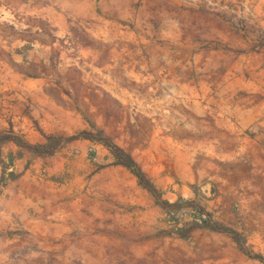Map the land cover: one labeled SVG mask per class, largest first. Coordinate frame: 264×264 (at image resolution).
<instances>
[{"label": "rangeland", "instance_id": "rangeland-1", "mask_svg": "<svg viewBox=\"0 0 264 264\" xmlns=\"http://www.w3.org/2000/svg\"><path fill=\"white\" fill-rule=\"evenodd\" d=\"M120 2L0 0V134L91 136L0 145V264H264L263 146L215 117L252 93L223 73L264 53V0Z\"/></svg>", "mask_w": 264, "mask_h": 264}, {"label": "crops", "instance_id": "crops-1", "mask_svg": "<svg viewBox=\"0 0 264 264\" xmlns=\"http://www.w3.org/2000/svg\"><path fill=\"white\" fill-rule=\"evenodd\" d=\"M84 1L87 3L90 0ZM102 1L103 7L106 5V3L111 2L112 4L114 3L113 7H115V9L119 10L120 12H128L129 10L127 7L125 8L120 4V0ZM176 1L180 6L183 4L182 2H184V0ZM197 1L201 3L203 0ZM239 60L240 62L235 72H232L231 67L226 65L224 66L225 71L223 73V79L226 83L225 88L228 87L229 82L235 83L239 81V88H243L245 91L252 93L244 96L246 97V104L244 105L229 104L219 110L217 109L218 112L215 116L216 121L222 122L224 127L228 130L231 129L235 131L237 129L239 131L240 140L245 141L247 144L263 146L262 150L264 152V53L261 52L259 54H253L249 57L242 55ZM231 79H235L236 81L232 82ZM259 94H261V98L259 97ZM229 98L230 95H227L228 100ZM233 118L236 119L239 125H236L233 122ZM5 143H7V141L1 143L0 145ZM14 164L15 163L13 160H11L8 164L2 163V161H0V203L3 200H6L7 195L10 194L12 190H15L14 187L16 185V181H14L12 178L9 179V181H7L8 183L5 184H3L1 181L3 177H5L6 171L17 169L18 165Z\"/></svg>", "mask_w": 264, "mask_h": 264}, {"label": "trees", "instance_id": "trees-1", "mask_svg": "<svg viewBox=\"0 0 264 264\" xmlns=\"http://www.w3.org/2000/svg\"><path fill=\"white\" fill-rule=\"evenodd\" d=\"M47 140L43 143H35L31 144L26 141L21 140L20 137L13 134H0V143H3L5 141H13L16 144L25 147L39 155H50L56 152L62 144H64L66 141L73 140V139H79V138H91L89 133H80L74 136L69 137L68 139L64 140L61 136H55V135H47ZM110 146V145H108ZM112 151L116 157V162L118 164H122L129 168L138 178L139 183L150 190L152 193H154L157 198L159 199V195L157 194V191L154 187V185L149 181L147 178L145 172L141 169V167L135 162V160L132 158L130 154L125 152L122 148L119 147H111ZM165 207H169V203L162 202ZM206 222V221H205ZM184 236V235H183ZM256 258L260 259L264 262V258L261 255H256Z\"/></svg>", "mask_w": 264, "mask_h": 264}]
</instances>
